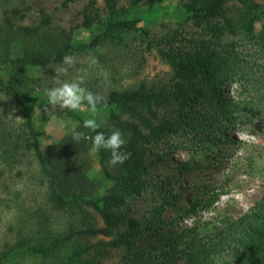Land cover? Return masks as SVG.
Wrapping results in <instances>:
<instances>
[{
    "label": "trees",
    "instance_id": "obj_1",
    "mask_svg": "<svg viewBox=\"0 0 264 264\" xmlns=\"http://www.w3.org/2000/svg\"><path fill=\"white\" fill-rule=\"evenodd\" d=\"M129 1L133 7L163 0ZM130 6L122 5L121 0H105L101 8L98 0H89L77 27L97 25L100 30L84 41L74 40L73 28L55 23L46 12L37 21L26 23L31 12L26 0H0V66L12 70L8 79L0 76V93L38 102L33 90L40 87L39 77L29 75L27 67L57 66L66 54L124 43L126 35L139 24L129 16ZM185 6L194 25L208 27L214 40L201 41L200 48L191 52L161 50L171 66L165 79L138 80L123 88L115 83L102 92L93 90L106 97V103L98 106L109 112V133L104 134L120 129L127 141L121 151L131 154L123 164L113 166L118 173L110 174L115 180L111 191L88 200L97 213L81 210L61 190L31 116L21 130L0 128V162L17 166L24 157L19 150L33 147L48 181L51 203L34 208L27 218L22 216L24 231L0 256V264H5L12 251L37 255L40 264H104L113 252L119 253V264H264V191L240 216L221 218L218 230L202 234L197 225L173 224L159 229L165 227L163 214L179 199L176 185L181 176L200 171L205 165L189 158L179 165L178 177L157 179L153 167L181 144H172L148 162L146 143L172 135L189 137V149L200 147L206 140L234 142L238 139L230 130L237 123L252 112L264 117V0H187ZM216 18L224 23L215 22ZM225 31L243 33L247 40L244 48L239 49L241 44L236 42H221ZM101 55L97 54L98 64L104 60ZM237 83L242 86L243 98L231 90L230 85ZM198 106L203 114L189 115L190 108ZM75 116L83 122L81 116ZM102 151L109 160L110 153ZM150 188L160 190L161 203L146 218L131 215L126 208L128 200ZM209 205L205 204L206 208ZM55 212L63 213L69 225H54ZM124 224L127 228L120 230ZM152 234L156 245L150 244ZM154 249L159 252L155 254Z\"/></svg>",
    "mask_w": 264,
    "mask_h": 264
},
{
    "label": "rangeland",
    "instance_id": "obj_2",
    "mask_svg": "<svg viewBox=\"0 0 264 264\" xmlns=\"http://www.w3.org/2000/svg\"><path fill=\"white\" fill-rule=\"evenodd\" d=\"M89 0H26L31 12L26 23L37 21L42 12L48 13L54 22L73 28V39L89 41L99 32L97 25L91 28L77 27L80 23V12ZM262 1V0H258ZM187 0H163L152 6L143 3L131 7L129 0H121V4L130 6L129 16L139 20L138 28L126 35L125 41L117 47H101L85 50L75 54L79 62L69 70L67 76H60L63 81H70L78 74V69L87 72V82L84 85L89 90L103 89L118 83L126 87L138 80H159L168 77L170 64L163 59L160 51L178 48L191 52L199 49L201 41L214 40L208 27H198L185 13ZM104 8L105 0H98ZM215 22L224 23L222 18ZM257 30H260V23ZM220 41L241 44L247 43L243 33L232 34L225 31ZM246 51V48H245ZM103 59L97 63L99 56ZM101 55V56H102ZM134 55V58H128ZM96 60L90 65L91 59ZM58 64L57 66H59ZM27 67L29 75L39 77L40 87L33 90L36 103H28L7 93H0V128L21 130L26 126L27 116H31L37 128L41 147L49 156L50 166L58 179L61 190L71 196L72 201L81 210L97 213L88 200L105 196L111 191L115 182L110 174H117V168L110 166L103 151L92 152V141H72V129L94 136L95 132L83 127L81 119L95 118L102 127L98 131L109 133V112L98 109L93 115L88 112L70 111L67 109H49L45 90L55 86L57 79L55 68ZM107 72V79L101 74ZM12 73L9 66H0V76L8 79ZM89 82V83H88ZM234 95L243 98L240 84L230 85ZM203 108H190L189 115L203 114ZM215 111V110H214ZM200 116L199 118H201ZM238 140H206L198 148L189 149L192 144L189 137L172 135L159 141L146 143V159L148 162L168 151L172 144L181 146L172 150L163 161L152 169L157 179L167 176H179V165L189 158L202 162L205 168L194 173L181 176L176 185L179 199L163 214L162 225L193 226L197 225L202 234L218 230L222 227L219 220L223 217H238L251 206L263 193L264 188V117L260 113H250L230 130ZM188 148V149H187ZM23 161L11 167L0 162V256L12 246L19 233H23L21 218H27L34 208L50 206L48 200V181L41 170V164L33 147L20 149ZM209 200L208 202H206ZM162 193L157 188H150L141 194L131 197L126 204L130 214L139 218L150 216L152 209L161 203ZM9 203L7 205L6 203ZM205 204H210L206 208ZM22 207H21V206ZM205 206V207H204ZM54 225H69L63 213L58 212ZM102 223V222H100ZM127 224L121 225L125 230ZM150 244H157L154 234L149 236ZM101 238V237H100ZM99 238H93L98 240ZM110 238H106L109 240ZM142 239V238H141ZM146 241H143L142 244ZM156 254L158 250H152ZM161 251V250H160ZM119 253L113 252L104 264H119ZM5 264H40L41 258L30 252L12 251Z\"/></svg>",
    "mask_w": 264,
    "mask_h": 264
},
{
    "label": "clouds",
    "instance_id": "obj_3",
    "mask_svg": "<svg viewBox=\"0 0 264 264\" xmlns=\"http://www.w3.org/2000/svg\"><path fill=\"white\" fill-rule=\"evenodd\" d=\"M79 62L78 57L73 54H66L62 58V63L55 68L57 79L54 81L55 86L45 90V95L48 98V105L45 106V111L49 109H67L70 111H88L93 117L98 111V106L106 103V97L99 92H93L84 85L87 82V72L84 69H78L76 77L70 81L59 79L60 76H67L69 70L74 68ZM96 60H90V65H95ZM105 79L108 77L107 72L101 73ZM83 127L95 132L94 136L87 135L82 131H77L73 127L71 135L72 141L78 143L83 140L92 141V152L106 150L110 153L108 164L116 166L123 164L130 158V153L121 151L122 147L127 143L120 129H114L109 135L98 131L102 127L95 118L84 119ZM247 210V209H246Z\"/></svg>",
    "mask_w": 264,
    "mask_h": 264
}]
</instances>
